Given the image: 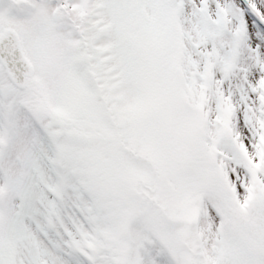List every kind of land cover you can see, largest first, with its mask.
<instances>
[{
	"label": "snow or ice",
	"instance_id": "1",
	"mask_svg": "<svg viewBox=\"0 0 264 264\" xmlns=\"http://www.w3.org/2000/svg\"><path fill=\"white\" fill-rule=\"evenodd\" d=\"M0 264H264V0H0Z\"/></svg>",
	"mask_w": 264,
	"mask_h": 264
}]
</instances>
